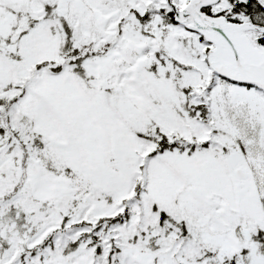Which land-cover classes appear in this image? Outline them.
<instances>
[{"label":"snow or ice","instance_id":"snow-or-ice-1","mask_svg":"<svg viewBox=\"0 0 264 264\" xmlns=\"http://www.w3.org/2000/svg\"><path fill=\"white\" fill-rule=\"evenodd\" d=\"M0 264H264V0H0Z\"/></svg>","mask_w":264,"mask_h":264}]
</instances>
